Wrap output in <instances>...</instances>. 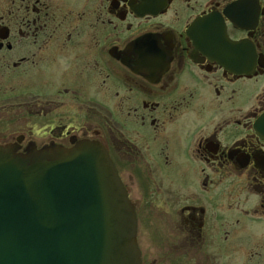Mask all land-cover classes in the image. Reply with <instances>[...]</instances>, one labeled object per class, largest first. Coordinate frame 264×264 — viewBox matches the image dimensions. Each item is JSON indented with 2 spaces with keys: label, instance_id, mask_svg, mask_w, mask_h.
I'll return each mask as SVG.
<instances>
[{
  "label": "flooded vegetation",
  "instance_id": "1",
  "mask_svg": "<svg viewBox=\"0 0 264 264\" xmlns=\"http://www.w3.org/2000/svg\"><path fill=\"white\" fill-rule=\"evenodd\" d=\"M81 143L140 264H264V0H0V147Z\"/></svg>",
  "mask_w": 264,
  "mask_h": 264
},
{
  "label": "water",
  "instance_id": "2",
  "mask_svg": "<svg viewBox=\"0 0 264 264\" xmlns=\"http://www.w3.org/2000/svg\"><path fill=\"white\" fill-rule=\"evenodd\" d=\"M133 207L99 145L0 147V264H140Z\"/></svg>",
  "mask_w": 264,
  "mask_h": 264
}]
</instances>
